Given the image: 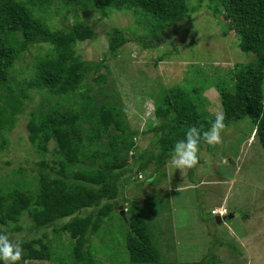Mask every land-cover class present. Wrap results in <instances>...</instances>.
I'll use <instances>...</instances> for the list:
<instances>
[{"label":"trees","instance_id":"1","mask_svg":"<svg viewBox=\"0 0 264 264\" xmlns=\"http://www.w3.org/2000/svg\"><path fill=\"white\" fill-rule=\"evenodd\" d=\"M202 1L197 0V5ZM189 2L0 0V152L7 144L4 134L15 127L17 115L24 109V99H32L28 92L40 96L26 124L28 141L40 160L29 171L18 167L14 179L9 177L0 185V228L10 234L22 232L24 227L17 223L27 215L32 221L30 231L41 234L40 238H22L20 264H99L90 251V237L115 209L125 208L120 199L128 179L131 181L151 163L154 173H160L170 161L174 143L184 139L188 127L206 130L214 120L201 96L204 86L185 79L184 84L163 90L154 101L157 124L149 132L155 141L153 148L140 153L134 141L137 133L129 127L125 107L118 98L108 100L106 94V99L97 103L101 88L93 89L90 83L101 86L106 82L107 75L101 71L108 72L105 62L127 43L142 49L159 46L163 30L191 19L194 9ZM209 6L220 24L221 36L234 33L240 51L251 56L245 65H235L228 80L219 79L214 84L224 122L228 127L242 119L251 121L256 140L264 150V0H209ZM87 12L100 16L96 22L115 12L132 15L136 21L128 28L109 27L103 32L108 49L103 60L96 63L83 61L76 52L78 43L97 37L95 23L85 16ZM58 13L62 16L61 28L55 30L52 21ZM70 17L73 23H66ZM33 50L25 71L27 77L16 83V63ZM88 74L90 80L86 79ZM204 150L212 148L201 143L199 164ZM132 163L137 165L134 173ZM196 168L187 170L192 181H196L191 178ZM151 178L152 175L144 179L143 184L155 185L157 180ZM152 201L159 202L156 197ZM129 229L124 234L126 257L118 264H177L164 259L157 235L138 215L129 221ZM48 231L55 240L57 236H67L68 257L53 256L57 249L46 242ZM57 242L64 248L61 237ZM193 264L223 263L209 257Z\"/></svg>","mask_w":264,"mask_h":264},{"label":"rangeland","instance_id":"2","mask_svg":"<svg viewBox=\"0 0 264 264\" xmlns=\"http://www.w3.org/2000/svg\"><path fill=\"white\" fill-rule=\"evenodd\" d=\"M189 4L194 9L190 12L191 19L163 30L159 46L142 49L138 44L127 43L105 62L108 72L101 71L107 75L106 82L98 86L90 81L93 89L100 87L102 91L96 95L99 97L97 103L105 100L106 94L108 100L118 98L125 107L129 127L137 133L134 136L137 152L153 148L155 137L149 129L157 124L154 101L163 90L184 84L185 79L188 83L196 82L204 86L201 96L206 111L215 116L222 110L214 84L219 79L228 80L236 64L245 65L251 58L240 51L234 33L221 36V27L214 18L209 0H203L199 6L197 0H190ZM85 16L93 25L95 23L97 37L78 43L76 52L83 61L93 63L103 60L108 49L105 30L136 25L132 15L122 12H115L100 22H96L100 19L98 14L87 12ZM61 21L58 13L52 21L55 30L61 28ZM73 21L70 17L66 23ZM34 51L26 53L16 63L13 69L16 83L24 80ZM86 79L90 80V74ZM28 93L32 99H24V109L17 115L15 127L4 134L7 144L0 152V185L8 182L9 177L14 179L18 167L29 171L40 160L28 141L26 129L30 113L40 103V96ZM253 128L247 119L230 124L222 133L221 144L211 147L209 152H201L203 162L191 175L196 181L187 177V170L182 175L170 161L164 167L166 170L161 169L158 174L154 173L151 163L141 174L132 176L131 181L128 179L120 199L125 208L115 209L99 231L90 237L89 248L99 264H118L126 257L124 234L130 230L129 221H134L136 215L157 235L155 239L161 254L170 262L193 264L213 257L223 264H264V150L254 137ZM99 162L101 159L97 164ZM131 165L134 173L137 165ZM151 175V181L157 182L149 188L143 180ZM152 197L159 202L153 203ZM215 209L226 212L220 216L223 219L220 224L215 221L217 216L211 215ZM31 222L24 215L17 223L24 230L11 235L40 238V233L30 231ZM60 237L64 248L61 243V247L58 245ZM56 239L48 231L46 242L57 249L53 256L68 257L67 236ZM26 262L56 264L55 261Z\"/></svg>","mask_w":264,"mask_h":264},{"label":"clouds","instance_id":"3","mask_svg":"<svg viewBox=\"0 0 264 264\" xmlns=\"http://www.w3.org/2000/svg\"><path fill=\"white\" fill-rule=\"evenodd\" d=\"M224 121V114L217 113L206 130L196 126L188 127L185 131L184 139L177 140L173 145L170 155L171 165L175 169H179L182 175L185 170L196 168L200 163L199 152L201 143L215 147L223 142L222 133L227 127ZM253 132L255 137V129ZM177 190L179 191L180 189L178 188ZM213 216L220 217L222 215ZM23 253L22 237L19 234L12 236L6 229L0 228V262L2 264H20L23 259Z\"/></svg>","mask_w":264,"mask_h":264},{"label":"built area","instance_id":"4","mask_svg":"<svg viewBox=\"0 0 264 264\" xmlns=\"http://www.w3.org/2000/svg\"><path fill=\"white\" fill-rule=\"evenodd\" d=\"M225 214V210L223 209H215L212 211V215H224Z\"/></svg>","mask_w":264,"mask_h":264},{"label":"water","instance_id":"5","mask_svg":"<svg viewBox=\"0 0 264 264\" xmlns=\"http://www.w3.org/2000/svg\"><path fill=\"white\" fill-rule=\"evenodd\" d=\"M215 221L217 224H220L223 221V219L221 217H216Z\"/></svg>","mask_w":264,"mask_h":264}]
</instances>
